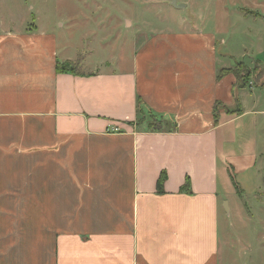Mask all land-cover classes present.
I'll list each match as a JSON object with an SVG mask.
<instances>
[{"label": "crops", "instance_id": "crops-1", "mask_svg": "<svg viewBox=\"0 0 264 264\" xmlns=\"http://www.w3.org/2000/svg\"><path fill=\"white\" fill-rule=\"evenodd\" d=\"M257 7L240 15L264 20ZM30 27L0 24V264H230L221 208L260 175L264 80L218 75L242 55L264 68V42L159 33L132 68L74 76L56 71L58 37ZM217 105L243 113L217 122Z\"/></svg>", "mask_w": 264, "mask_h": 264}, {"label": "rangeland", "instance_id": "rangeland-1", "mask_svg": "<svg viewBox=\"0 0 264 264\" xmlns=\"http://www.w3.org/2000/svg\"><path fill=\"white\" fill-rule=\"evenodd\" d=\"M260 2L176 0L181 5L176 7L173 0H0V24L12 33H26L36 24L55 34L59 60L71 59L84 72L124 71L147 39L166 32L201 29L222 37L237 53H254L264 42V20L240 14L258 9ZM250 57L238 56L234 65L244 62L253 69ZM259 168L258 177L241 176L243 187L234 183L231 209L225 202L221 208V245L230 264H264V158Z\"/></svg>", "mask_w": 264, "mask_h": 264}, {"label": "trees", "instance_id": "trees-1", "mask_svg": "<svg viewBox=\"0 0 264 264\" xmlns=\"http://www.w3.org/2000/svg\"><path fill=\"white\" fill-rule=\"evenodd\" d=\"M253 65H254V68L252 69L244 62H237L233 69H230V70L221 69L219 72L218 78L223 79L226 75L233 74L237 79L236 86L238 88H241V89L250 88L252 87L253 84L262 83V81L264 80V78L261 77L260 75V74H264V68L262 64L259 61H256ZM81 69L82 68L80 67L79 64H76V62H72V61L61 62L58 60L56 64V71L57 73H60V74H70L74 76H81L85 74V72L82 71ZM141 104L142 103L140 101V105ZM221 112H225L228 114H234V115L237 114L239 116L243 113V110L238 108V106L232 109L227 106L217 105L214 110V115L216 117V120H217L218 115ZM139 113L141 114V110H139ZM149 129L154 130L155 127L150 126ZM164 179L165 177L162 176L158 182V192H163ZM188 186H189V183H186L184 190H187ZM236 187L238 186L236 185Z\"/></svg>", "mask_w": 264, "mask_h": 264}, {"label": "water", "instance_id": "water-1", "mask_svg": "<svg viewBox=\"0 0 264 264\" xmlns=\"http://www.w3.org/2000/svg\"><path fill=\"white\" fill-rule=\"evenodd\" d=\"M173 3H174V5L176 6V7H180L178 4H176V0H173ZM227 206V205H226Z\"/></svg>", "mask_w": 264, "mask_h": 264}, {"label": "built area", "instance_id": "built-area-1", "mask_svg": "<svg viewBox=\"0 0 264 264\" xmlns=\"http://www.w3.org/2000/svg\"><path fill=\"white\" fill-rule=\"evenodd\" d=\"M114 130H115V131H119V128H115Z\"/></svg>", "mask_w": 264, "mask_h": 264}]
</instances>
